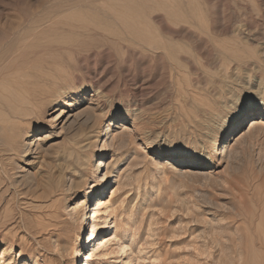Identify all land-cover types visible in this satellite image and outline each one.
<instances>
[{
	"label": "rangeland",
	"instance_id": "374dc122",
	"mask_svg": "<svg viewBox=\"0 0 264 264\" xmlns=\"http://www.w3.org/2000/svg\"><path fill=\"white\" fill-rule=\"evenodd\" d=\"M106 1L0 0V58L14 56L12 62L20 64L14 70L18 72L11 73L12 78L18 77L0 89L8 92L13 87L15 94L21 92L15 95L21 98L19 104L32 106L36 119L21 141L34 139L41 128V134L49 136L43 144L45 151L55 147L60 152L66 138L64 129L53 120L55 116L67 112L75 116L93 110L96 103L99 109L94 110L93 118L101 132L115 116L118 126L129 123L124 132L135 138L119 152L121 161L114 167L108 187H116L113 176L119 171L124 177L133 172L131 177L138 175L137 183L133 182L140 187L133 202L134 214L114 219L109 230L97 236L96 240L106 237L109 243L98 248L93 263L263 264L264 252L250 250L244 243L264 231V127L248 129V121L258 116L247 117L237 127L239 134L223 142L242 100L246 106L250 101L264 102V0H164L169 1V14L150 3L144 27L146 12L140 14L143 8L138 0H129L132 4L119 0L114 8L109 4L117 0ZM105 2L119 14L121 8L137 3L140 9H135L141 16L133 18L126 12L133 20L125 12L122 17V12L118 20L128 17L122 25L120 20L112 21L110 27L119 28L116 32L112 27L117 38L105 22L97 24L108 32L92 22L98 14L94 8ZM149 6L153 7L150 11ZM126 25L145 33L132 36ZM122 34L128 36L124 39ZM60 40L68 41L69 47ZM22 91L27 93L25 98ZM121 131L99 138L103 141L89 153L92 161H100L102 154L103 163L110 159L114 152L111 139ZM53 133L59 134L52 138ZM153 146L172 149L178 155L196 153L205 159L214 153L213 166L195 173L186 172L193 168L190 164L175 170L173 163L150 151ZM41 155L44 158L38 165L46 160ZM132 157L136 158L132 161ZM39 167L43 169L42 164ZM102 167L94 175L96 180L104 173ZM34 169L19 160L9 190L0 177V256L5 253L0 264H84L82 254L89 249L75 259L74 240L81 225L83 242L90 234L93 198L87 209L76 210L74 205L83 194L66 204L59 203L58 196L40 199L35 193L38 175ZM84 210L87 221L85 218L81 224L80 215L74 214Z\"/></svg>",
	"mask_w": 264,
	"mask_h": 264
},
{
	"label": "bare ground",
	"instance_id": "6f19581e",
	"mask_svg": "<svg viewBox=\"0 0 264 264\" xmlns=\"http://www.w3.org/2000/svg\"><path fill=\"white\" fill-rule=\"evenodd\" d=\"M99 1H101V0H99ZM118 1L119 0H117V3H116V1L115 2L113 1L114 3H110L109 5L113 6L115 4V5L119 6ZM106 2H105L104 6H106ZM127 2L131 3V1H129V0H127ZM134 2H137V1L135 0ZM170 2H171V0H170ZM138 3H139V6L141 4V6L143 8L142 12H140L137 9V8L140 9V7H137L138 4L136 3V5L134 4L135 6H131V5L129 6V5L124 4V5L127 6L126 7L127 9L126 8H121L123 10L122 11L123 14H122L121 10H120V14H119V12H115V10L117 8L115 10L111 11V7L110 6L107 7L108 4H107L106 7L109 8L110 10L106 9V8H104V6H101V5L98 4L101 7L98 6L99 8H97V7L94 8V10L98 11V14L95 12L96 13L95 18H94L95 20L89 16V14L91 12V11L89 12L90 9L88 11H86V13L88 12V16L91 19H93L92 22H94V23L96 22V24H97L98 22L103 21V22H105L104 24H107L109 27H110V23L112 25L113 24L112 21H114L116 19H117V21L120 20L119 24L122 25V22H123L124 19L128 18L129 16L131 18V15L128 14L129 15L128 16L126 12L132 13V17L134 16L133 18H135L136 16H138L140 14L142 15V13L145 14V12H146L145 9H147V6L150 5V3L156 5L157 10L158 9H162V10H165L166 13H168V14L172 13V10H170L167 7V5H166L167 3L164 2V0H138ZM80 4H81V2H79V5ZM93 5H95V4H93ZM93 5L91 7H93ZM118 6H113V8L114 7H118ZM121 7H125V6L122 5ZM135 7H137V8L135 9ZM150 7L151 6H149V8ZM149 8H148V10L150 11V10H152L153 7L150 8V9ZM94 10H93V12H94ZM109 11H111V12H109ZM138 11L140 12V14L138 13ZM93 12H91V13H93ZM124 12L126 13V15L128 17L122 19V17L126 16ZM147 12H146V16L143 15V16H145V19L143 17L142 18L144 20L142 21V19H141L142 26H143V22L146 21V17L148 19L149 12H148V14H147ZM86 13H85V15H87ZM168 14H167V16H168ZM176 14H177V12H176ZM92 15L93 14H91V16ZM120 15L122 17L119 18V20H118V17ZM84 16L81 17V18L83 19ZM140 16H138V17L140 18ZM172 16H174V15H172ZM85 18H86V16H85ZM133 18H131V19H133ZM78 20H79V18H78ZM88 20L91 21L90 19H88ZM133 20H135V19H133ZM86 21H85V24H86ZM136 21L138 23L140 22V25H141V21L140 20H136ZM136 21H134L133 23H136ZM66 22H68V21H66ZM131 22H132V20H131ZM85 24H83V25L79 24V25L85 27ZM73 25H75V24L73 23ZM124 25H125V23H124ZM124 25H123V27H124ZM127 25L125 26V30L127 32H129V34H132V36H136L137 37L139 35V37H140L141 34H143V32L145 31L143 29L144 31L142 30L143 32H139L140 33L139 34L138 32H135L139 28H137V30H134L135 28H133V27L130 28ZM129 25H130V23H129ZM132 25H130V26H132ZM81 26H79V27L81 28ZM86 26H87V24H86ZM98 26L99 25L97 24L96 27H98ZM101 26H99L98 28H100ZM113 26H114V24H113ZM113 26H111L110 29H111V33L115 34L117 32L116 30L119 29V28L118 27L116 28V27H113ZM134 26H136V25H134ZM144 26H145V24H144ZM146 26H149V25L147 24ZM102 27L100 29L104 28V27L103 28ZM109 27H108V29H109ZM112 27L116 28V29H114V31H116V32H112L113 31ZM82 29H83V27H82ZM88 29H90V27H88ZM122 30H124V29H122ZM147 30H148V28H147ZM152 30H153V28H152ZM103 31H107V30L103 29ZM118 31H121V30H118ZM111 33H109V34H111ZM122 33H123V31H122ZM107 34H104L105 38L106 37L109 38V37L113 36V35L108 36ZM126 34H125V36L123 35L124 39H125L126 36H128ZM104 35H103V37H104ZM70 36H72V35H70ZM74 36H72V37H74V39L76 40L77 34L75 33ZM114 36L117 37V33ZM114 36H113V38H114ZM118 36H119V34H118ZM144 36H145V34H144ZM145 37H147V36H145ZM66 38H68V37H66ZM117 38H116V40H117ZM123 38H121V39H123ZM129 38L132 39L133 37H131V35H130ZM129 38H128V40H129ZM69 39H72V38L70 37ZM77 39H78V37H77ZM121 39H119L118 41H120ZM146 40L144 39V41H146ZM20 41H22V40H20ZM68 41H66V42H68ZM72 41H74V40H72ZM79 41H80V38H79ZM133 41H135V40H133ZM147 41H149V40H147ZM60 42L64 43L66 45V42H63L62 40H60ZM69 42H70V47H71V43L72 42L71 41H69ZM74 43H76V42L74 41L73 44ZM80 43H78V44H80ZM149 43L151 44V42H149ZM76 44H74V45H76ZM146 45H148V44L146 43ZM66 46H68V45H66ZM77 47H79V46H77ZM71 49H72V47H71ZM11 57L12 56L6 55L3 58L5 61L0 58V60H3L5 62V63L2 62L3 63L2 69L0 68L1 69L0 76L2 75V70H3V73H4V75H2V77H0V88L2 87V89H3V87L6 84H8L6 86L9 87V83L13 82V80H14L13 78H17L18 77L17 76V77H13L12 78V76H11L12 74L11 73L12 72L14 73L16 71L18 72V70H16V71H14V70H15V67L16 68H20V66H18V65H20V64H18V62H20V61L22 62V60L18 61L19 59H18V56H17V59H18L17 61L18 62L16 61L17 62L16 64H18V65L16 66L15 63L12 62V59H10ZM12 58H16V57L13 56ZM21 58L24 59V57H22V56H21ZM25 61H26V58H25ZM52 63H53V61H52ZM24 67H26V65H24L21 69L23 70ZM37 73H39V72L37 71ZM43 77H44V75H43ZM34 80H36V78ZM56 80H57V78H56ZM14 83H15V81H14ZM14 83H12V84L14 85ZM18 84L19 83L16 82V85H18ZM13 85H11V86H13ZM20 85L21 84H19V86ZM53 85H54V83H53ZM19 86H18V89L20 88ZM2 89H0V177H2V181L4 183V186L6 187L5 189L9 190V188H11V186L13 185V182H14L13 179L14 178H12V177L15 174H12V172H13V170H15V167L17 168V164L19 163V160H21V162H23V164L26 167H28V169H32V168L37 169L36 170L37 172L35 171L37 173V174L35 173V176L38 175V177L35 179V181H36V183H35V193H37L36 196L38 198H40V199L49 198L50 199L53 196H58L59 197L58 198V202L61 203V204H63V203L66 204V202H68V201H70L72 199H75V197L78 194H83L82 200H79V203L74 205V210L78 209V207L81 208L82 206H85V209H87V205H88L89 199L93 198V201L95 203V208L92 209V216L90 217V230L88 231L90 234H89L88 237L84 238L85 240L83 242L82 237H81L82 236L81 232L83 230V226L81 225V227L76 231V236H75V240H74L73 254H74V258L77 259V258H79V256L81 255V253L83 251L89 249L88 251L84 252V254H82L83 257H84V261L83 262H85L84 264H94L93 262L97 258L96 257L97 255L95 254V252L100 247L105 248L107 246V243H109V240L106 237H103L100 240H96L97 236L99 234H103L104 232L108 231L109 230V224L114 219H117L118 217L121 218L125 213H128L130 216H133L134 211H135L133 209V202L137 200V196L139 195V192H140L139 185H137V184L134 185V183H133L134 181L137 183L135 177L137 178L138 175L135 176V177H131V176L135 175V174H133L134 172L132 173L133 175L132 174L131 175H125V177H124L123 173H121L122 171H119L118 173H116L113 176V177H115L114 181H115L116 187H114V189H112L113 188V185H112V187L108 189L109 184H111V182H112L110 178H111V175L114 172V169H115L114 167H116L118 165V163L121 161V159H120L121 157L119 155V152L127 145L126 144L127 142H130V140L131 141L132 140L135 141L134 137H132V136L128 137L127 133L124 132L127 129V125L129 123L127 122L126 124L118 126L117 125L118 124L117 118L115 116H112L111 119H109V122H108V124L106 126L105 131L101 132L99 130V125L100 124L98 122H96L97 120L94 121V118H93V115H95L94 114V110L97 111V109H99V106L97 105V103H96V105L94 104L93 110H84L83 112H81V113H79L78 115H75V116L73 114L69 113V112H67V113H59L58 116H55V119H53V120H55L58 123V125H61L60 127L64 129V132H65L64 136L66 138V140H65L66 142H63V145L61 146V151L60 152L56 153L57 150L56 151L54 150L55 147H50L49 149L46 148L47 150L45 151V149L43 148V146H44L43 144L46 142V138L49 137V136L41 134V132L43 130L41 128H38V129L36 128L37 129V134L36 135H38V136L35 137L34 139H32V140L29 139L27 142H25V141L22 142L21 141L22 138H24V136L27 135L26 131L29 128H31L32 125L36 121V119H33V116H32L34 113L32 111H30V108L33 109L32 106L30 108H24L23 107L24 105L22 104L23 106L21 107V104H19L21 102V100H20L21 98L19 99V96H17L18 99H19L18 100L15 95L16 94L20 95L22 93L21 92H19V93L16 92V94H15L14 92L11 91V90H13V87L9 88V90L10 89L11 90L8 91V92H3ZM4 90H5V88H4ZM77 90H78V88H77ZM13 91H15V88H14ZM25 94L27 95V93H24L23 95H25ZM26 95L24 96V98L26 97ZM97 97H99V96H97ZM26 99H28V98H26ZM29 106H27V107H29ZM34 106H36V105H34ZM259 111H262V112L257 114V112H259ZM250 115L251 116H258V117L255 118V119H250L248 121V129L249 128H251V129L253 128L254 129V128H257V127H264V102H262V103L260 102V104L259 103L253 104V111L250 113ZM247 117L248 116H241V115H237V114H234L232 116L231 119H232L233 123H231V124H233V125L231 127H229L227 129V131L225 132L223 144L227 143L234 136V134L236 132H238V134H239L240 130H237V127L240 124H242L243 122H245V119ZM125 120L126 121L128 120L127 116H126ZM26 122H29V123L26 124ZM241 126H243V125H240L239 128H241ZM119 129H121L122 131L118 133L117 137L113 136L112 139H111V145H112V147L114 149V150L113 149L112 150L115 153L112 151L113 153L110 156V159L108 161H106L105 163H103L102 159H103L104 155L102 154L98 158L100 161H94V160L92 161V158H90L89 153H91L95 149V145H96V143L98 141L99 142L103 141V140H99V138H104L105 135H107L109 133L111 135H113L115 133V131L119 130ZM58 134L53 133L52 134V138L57 137ZM129 144H131V143H129ZM51 146H53V145H51ZM213 146H214V144H213ZM43 151H45V153ZM150 151H152L153 154L158 155V159L173 163V165H174L173 167H174L175 170L183 169V168H181L182 166H184L186 164H190L191 166H193V168H187L186 172L195 173V172L200 171L202 169H209L210 167L213 166L214 153H212L211 156H209L207 159H205V158H202L200 156V154H196V153L195 154H190V155H178V154L175 153L174 150H172V149L165 150V148L163 149L160 146H157V147L153 146V147H151ZM42 153H43V156L45 155L46 160L44 161V163L41 161L42 163H40V165H38L39 164L38 160L44 158V157L40 158L42 156L41 155ZM39 154L41 156H38ZM134 158H136V157H132V161L134 160ZM41 164H42V168H43L42 170L39 167V166H41ZM36 165H38V166H36ZM102 165H103L102 168L104 169V173H103L102 177L100 178V180H96L94 175H95V173L97 171H99L101 169ZM22 170L20 172H23ZM26 171H28V170H26ZM89 173L91 175L90 177L87 176ZM125 173H127V172H125ZM122 180H123V183L121 184ZM110 189H112V190L110 191ZM106 191H107V194H105ZM56 204H58V203L56 202ZM75 212H77V211H75ZM78 212L75 213L74 215H75V217L80 215V217L78 219V222L83 224L85 222V218H86V221H87V215L85 214V210L81 214H79L80 212L79 213ZM120 221L122 222V220H120ZM76 222H77V219H76ZM112 225H113V230H115V228H116L115 222H113ZM255 228H256V226H255ZM241 244H242V241L240 240V242H239L240 247H241ZM244 245H245V247L250 248V250L251 249L255 250V248H256L257 250H259V252H264V231L258 232L255 237L251 236L248 239H246ZM121 250L123 251V249H121ZM251 253L253 254V252H251ZM3 255H5L4 251H2V256H0V258H3ZM257 258H259V255H258Z\"/></svg>",
	"mask_w": 264,
	"mask_h": 264
},
{
	"label": "snow or ice",
	"instance_id": "6c2138e0",
	"mask_svg": "<svg viewBox=\"0 0 264 264\" xmlns=\"http://www.w3.org/2000/svg\"><path fill=\"white\" fill-rule=\"evenodd\" d=\"M253 103L254 102H249L248 104H247V106L245 105V101L244 100H242L241 101V104H240V106H239V108H238V111H237V115H241V116H248V118H253V117H251V115H250V113L253 111ZM177 148H179L180 146L179 145H177L176 146Z\"/></svg>",
	"mask_w": 264,
	"mask_h": 264
}]
</instances>
